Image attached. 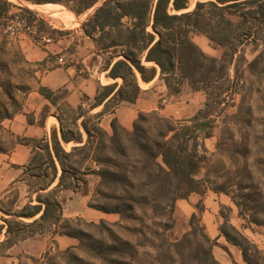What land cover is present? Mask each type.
Returning <instances> with one entry per match:
<instances>
[{
    "label": "trees",
    "instance_id": "trees-1",
    "mask_svg": "<svg viewBox=\"0 0 264 264\" xmlns=\"http://www.w3.org/2000/svg\"><path fill=\"white\" fill-rule=\"evenodd\" d=\"M28 1L37 4L59 2ZM83 1L75 11L77 14L98 0ZM9 5L7 0H0V18L7 14ZM188 5L189 0H104L94 10L82 26L97 30L100 39H108L103 48L123 47L120 51L122 57L106 68L109 78H121L122 83L100 84L96 95L89 104L87 102L88 110L82 103L74 108L66 101V108H60V89L52 90L38 82V94L57 110L54 115L59 129L53 127L49 137L40 138L12 134L17 143L32 149L23 174L30 189L38 187L33 189L35 202H27L15 212L4 208L0 202V237L3 235L0 248H4V252L20 240L53 228V234L74 237L91 253L109 256L112 264H132L136 247L113 232L104 218L94 222L62 216V204L57 193L61 189L78 191L75 184L77 174L89 159L99 165V188L95 192L113 200L88 204L103 213H117L126 218L134 210L143 214L147 209L162 212L166 205L171 216L176 200L201 191V181L196 176L202 157L191 143L197 137L196 130H204L203 122L187 124L153 110L139 112L131 130L122 126L116 117L110 120L111 133L100 125L101 117L113 113L120 103L135 102L142 91L140 82L148 83L157 74L170 93H177L184 81L204 82L207 80L206 72H214L217 66L225 67L222 58L207 55L192 40L191 33H203L218 45L231 47L233 52L244 40L264 41V0H197L192 10H186ZM22 9L33 13L28 8ZM124 18L129 22L123 21ZM262 59L261 53L256 55L248 62V70L254 71ZM7 98L13 100L11 95ZM84 98L89 100L86 95ZM99 106H102L99 111L89 113ZM12 115L7 107L0 106V128L2 121ZM81 116L83 120L78 123ZM87 117L94 120L91 126L87 124ZM208 135V132L204 134L205 137ZM70 142L73 145L67 151L63 144ZM76 151L81 155L78 159L74 158ZM0 152H7L1 144ZM100 186L111 192H105ZM88 192L84 189L81 193L87 195ZM16 201L17 195L9 201L8 207L14 206ZM196 218L192 213L190 220ZM81 223L95 227L100 235L106 231V238L93 237L79 227ZM119 223L113 224L121 226ZM231 229L236 231L233 227ZM219 231L228 242L239 246L246 263L258 264L255 256L252 258L249 254L248 246H253L255 254L262 253L264 264V251L256 250L243 235L236 231L241 240L238 241L223 226ZM201 238L197 264H221L212 253L214 242L204 227ZM177 244V251L181 253L182 243ZM76 246H68L63 252Z\"/></svg>",
    "mask_w": 264,
    "mask_h": 264
},
{
    "label": "rangeland",
    "instance_id": "rangeland-1",
    "mask_svg": "<svg viewBox=\"0 0 264 264\" xmlns=\"http://www.w3.org/2000/svg\"><path fill=\"white\" fill-rule=\"evenodd\" d=\"M7 1L10 2L8 12L0 18V106L7 107L13 115L1 123L0 144L10 153L13 147L19 144L12 135L18 134L11 129L10 119L15 116L26 115V118L34 121V114H36L37 123L42 124L43 119L48 115L49 124L59 126L57 118H54L57 112L55 106L45 104L42 96L36 91L38 82H40L39 77L44 70L57 66L74 65L81 70L80 76L91 77L92 74L96 91L100 84L116 82L120 85L121 78L111 80L107 76L106 68L114 60L122 57L120 51L123 47L103 48L108 43V39H100L97 30L82 26L104 0H98L92 7L80 14L75 11L83 4V0H59V2L40 4L28 0ZM196 1L189 0L186 10H192ZM22 8H28L33 13ZM123 21L129 22L126 18ZM86 31H89L91 35ZM67 34L70 36H66ZM59 38H62V46H68V51L77 49L79 44L80 46L84 43L90 45V50L94 55L89 64L87 63L90 66L89 70L81 69V64L75 63L68 53L59 52L53 47ZM191 38L207 55L222 58L225 67L222 69L217 66L214 72H206L207 80L204 82L184 81L177 93H170L157 74L148 84L140 82L142 91L137 97V102L145 99L146 110L154 106L157 107L155 111L158 113L160 112L158 109L161 108L166 107V110L174 108L179 111L177 115L180 114V117L162 115L183 123L203 122L205 124L203 131L196 130L197 137L191 143L196 146V152L202 157L196 176L201 181V191L189 195H192V200L198 196L200 198L193 206L195 211L191 213L188 212L187 206H178V210L175 206L173 213L169 216V209L166 205L162 212L155 213L147 209L143 214L141 211L134 210L131 214L128 213L129 216L126 218L117 213H106L107 215L102 218L109 223L112 231L136 247V255L131 257L132 260L130 259L132 264H197L196 257L200 256L198 246L202 243L203 227L213 239V246L223 249L227 244L233 245L220 233L219 228L223 226L231 237L241 241L239 233L253 243L256 250L264 251V41L244 40L237 44V49L233 52L231 47L218 45L203 33L193 32ZM86 50H89V47ZM259 53L262 54L263 59L257 63L254 71H249L248 62ZM59 58L62 60L60 61ZM78 81L77 77L76 83L73 82L74 87L72 83L68 88H59L60 108H66L64 102L68 103L66 98L69 97L73 106L82 100L85 102L84 109H89L88 104L94 96L86 100L81 87L78 88ZM8 95H11L13 100L8 99ZM120 106L119 114L121 115L122 112L124 115L128 114L124 111L125 106H128L127 102H122ZM101 108L102 106L97 110ZM94 112L97 111L90 110L89 113L94 114ZM137 116L138 114L134 120ZM109 119L110 115L104 119L103 123L111 133ZM82 120L83 117H79L78 123ZM86 121L91 126L94 120L87 117ZM206 132L209 135L205 137ZM83 137L85 140V133ZM69 146H66L67 150L70 149ZM26 150L29 158L32 149L27 145ZM79 155L76 151L74 158L78 159ZM5 159L6 156L0 154V167H2L0 173L2 174H5L3 173L4 167L10 169L16 166L15 164L11 166L7 165L8 163L4 164ZM23 170L19 177L15 178V184L10 185L12 189L7 194V198L0 197L1 205L12 212L27 202L32 194L35 195L34 190L38 187L34 186V190L29 188ZM98 170L99 165L89 159L86 166L77 174L78 181L75 184H77L78 191L64 189L67 191L60 192L59 190L57 193L62 207L71 203L74 197L72 192L83 195L81 192L84 189L89 191L86 196L87 205L113 202L112 199L95 192L99 188ZM8 174L6 173V176ZM100 187L105 192H111L106 187ZM16 195L17 202L14 206L8 207L9 201ZM198 207L202 210L199 211ZM206 209L212 218V221L208 223L206 217V222L210 227L208 229L201 217ZM192 213H195L197 218L191 221ZM75 217L78 216L70 218ZM79 218L84 221L97 222L99 220V218L88 215ZM115 222H120L121 226L114 225ZM79 227L96 238L107 236L106 231L101 232L100 235L95 227L85 223H81ZM231 227L235 228L238 233ZM211 228H216L215 236L209 232ZM53 230V228L45 229L41 233L42 236L38 237L45 238L47 241L44 251L33 257L22 253L21 264H112L109 256L95 255L87 248L81 247L79 241L76 247L63 252L64 249H58L55 245L54 237L57 234H53ZM180 242L182 251L178 253L179 244L177 243ZM243 245L245 246L244 243ZM234 246L241 253L239 246ZM248 248L252 258L255 256L258 264H263L262 253L257 255L254 253L253 246H248ZM3 252L4 248H0V254ZM125 256L129 259L128 255ZM229 264L236 263L232 259Z\"/></svg>",
    "mask_w": 264,
    "mask_h": 264
},
{
    "label": "crops",
    "instance_id": "crops-1",
    "mask_svg": "<svg viewBox=\"0 0 264 264\" xmlns=\"http://www.w3.org/2000/svg\"><path fill=\"white\" fill-rule=\"evenodd\" d=\"M66 36H70V34H67ZM61 41H62V38H59L53 47L57 48L59 52L64 51V53H68L69 56L72 57L73 60H75V63L81 64L80 65L81 69L89 70L90 66L87 65V63L89 64V62L91 61V59L94 55V53L90 50V48H91L90 45L84 43L83 45L80 46V44H79L77 49H73V51H68L67 50L68 46L67 45L62 46ZM88 47H89V50H86V48H88ZM68 54H66V55H68ZM80 72H81V70H78L77 67L74 65H68L66 67L57 66V67L52 68V69L44 70L42 75L39 77L40 83L42 85L49 87L52 90H58L59 88H63V87L68 88L69 85L72 84L73 82H75L76 78L78 77L79 78L78 88L81 87V91L86 96H88L89 98H92L93 96L96 95V84H94L95 79L92 78V74H91V77L80 76L79 75ZM110 79L116 80L118 78H116V79L110 78ZM75 83L72 84L73 87H74ZM101 83H103V82H101ZM148 83H150V82H148ZM148 83H144V84H148ZM137 99L133 103L127 102L128 106H125L126 108H124V111L126 113H128L129 115L128 114L124 115L123 112L121 113V115L119 114V109L121 107L120 105H122V103H120L115 108L113 113H106L101 117L100 125L106 131H108L107 127L104 125L103 121L108 115H110V119L108 120V124H109V121L113 117H116L125 128L131 129L132 124H133L132 122L139 112L157 109V107L151 106L149 109L146 110L145 99H143L141 102H137ZM66 100L68 101L69 105L74 107V108L77 107L80 103H82V105H84V103H85L84 101L79 100L77 102L76 106H73L72 100H69V97H67ZM44 103L49 104V101L44 99ZM100 107L101 106L94 108L93 111H99L100 109L99 110H97V109ZM127 107H129V108H127ZM158 110L160 111L159 113H161V115L162 114L163 115H172L175 118L180 117V114H179V116L177 115V113L179 111L175 110L174 108H171V110L170 109L166 110V107H165V108H161ZM130 114H131V117H130ZM18 116L19 115L15 116L13 119H10L11 129L13 131H15V133H17L18 135H21V136L40 138V137L47 135L49 137L51 128L54 127L57 130L59 129V126L57 124H53L52 126L49 124V122H48L49 116L48 115L43 119L42 124L37 123L36 114H34L35 118H34V121L32 123L28 122L26 115H24L23 117L22 116L18 117ZM120 116L122 118H120ZM54 118L56 119L55 115H54ZM17 121H19V122H17ZM57 122H58V120H57ZM58 124H59V122H58ZM72 145H73L72 142L67 143V144H63V146L66 150H67L66 146L71 147ZM26 147H27V145L16 144V146L13 147V149L10 151V153L0 152V154L6 156V159L3 162L4 164L8 163L7 165H9V166H11L13 164L16 165V166L10 167V169H7V167H4L3 173H5V174L0 173V197L1 198H4V197L7 198V194L12 189V188H10V185L15 184V178L19 177L20 173L23 170V167H25V165L27 164V162L29 160L28 153L26 152L27 151ZM1 168L2 167H0V172L2 170ZM6 173H9V174L6 176ZM64 191H67V190H64V189L60 190V192H64ZM72 193H73L74 197L71 200V203L68 204L67 206L65 205L62 207V216L63 217H67V218H70L73 216L84 217V216L88 215L90 217H96V218L100 219V218L104 217L105 215H107L106 213L100 212V211H98L92 207H89L87 205V200H86L87 195H77V192H72ZM199 198H200V196H198V198H195L194 200H192V195H189L188 199L187 198L178 199L176 201V204H175V206H177L176 210H178V206H183V207L187 206L189 213H191L192 211H195L193 206L199 200ZM206 200H205V203H206ZM190 201H191V203H190ZM27 202L34 203L35 202V195L32 194V196H30V198L28 199ZM27 202H24V204ZM24 204H22V205H24ZM201 217H202V220L206 223V226H207L206 228L207 229L210 228L209 225L207 224V222L209 223V221H212V218H210L207 209L205 211H203V213L201 214ZM206 217H207V222H206ZM214 230H216V228L215 229L211 228L209 232H211V234H213L215 236L216 233ZM39 236H42V234H37V235H34L32 237H28L26 239L20 240L17 243L13 244L8 249H6L5 253L0 254V258H1L0 264H21V262H22L21 258H23V257H21L22 253L28 254L32 257L38 256V254L43 252L44 249L47 247V241L45 240V238L44 239L38 238ZM2 238H3V235L0 237V240ZM54 240H55V245L58 249H65L68 246L77 245V243H78V240L76 238L70 237L67 235H56L54 237ZM219 241H220V238H219ZM212 253H213L214 257L221 264H229L230 260H232V259L235 261L236 264H247L242 259V255H241L239 249L237 247H235L234 245H231V244H227L226 248H223V249L218 247V246H213Z\"/></svg>",
    "mask_w": 264,
    "mask_h": 264
},
{
    "label": "built area",
    "instance_id": "built-area-1",
    "mask_svg": "<svg viewBox=\"0 0 264 264\" xmlns=\"http://www.w3.org/2000/svg\"><path fill=\"white\" fill-rule=\"evenodd\" d=\"M59 60L61 61V60H62V58H59Z\"/></svg>",
    "mask_w": 264,
    "mask_h": 264
}]
</instances>
